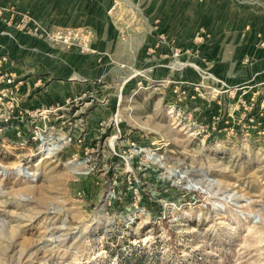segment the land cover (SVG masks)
I'll return each mask as SVG.
<instances>
[{"label":"rangeland","instance_id":"374dc122","mask_svg":"<svg viewBox=\"0 0 264 264\" xmlns=\"http://www.w3.org/2000/svg\"><path fill=\"white\" fill-rule=\"evenodd\" d=\"M132 251L264 264V0H0V264Z\"/></svg>","mask_w":264,"mask_h":264},{"label":"trees","instance_id":"16d2710c","mask_svg":"<svg viewBox=\"0 0 264 264\" xmlns=\"http://www.w3.org/2000/svg\"><path fill=\"white\" fill-rule=\"evenodd\" d=\"M150 257L138 251L122 255L119 264H160L158 261H151Z\"/></svg>","mask_w":264,"mask_h":264},{"label":"crops","instance_id":"0c3cea01","mask_svg":"<svg viewBox=\"0 0 264 264\" xmlns=\"http://www.w3.org/2000/svg\"><path fill=\"white\" fill-rule=\"evenodd\" d=\"M141 28H134V30H140ZM132 30V29H131ZM134 33V31H132ZM138 33H135L136 35H138L137 37H139L140 35L143 37V41H144V45H148L147 42H152V37L150 36V33L147 32L146 27H144V29L142 28L141 31H136ZM140 41V39H137ZM150 44V43H149ZM177 51V50H176ZM160 52V51H159ZM189 52V51H188ZM228 80V79H227ZM231 81V80H230ZM229 81V82H230ZM232 82V81H231ZM240 92V91H239Z\"/></svg>","mask_w":264,"mask_h":264},{"label":"built area","instance_id":"2783aa9c","mask_svg":"<svg viewBox=\"0 0 264 264\" xmlns=\"http://www.w3.org/2000/svg\"><path fill=\"white\" fill-rule=\"evenodd\" d=\"M67 36H69V37L74 36V32H73V31H69V32L67 33Z\"/></svg>","mask_w":264,"mask_h":264}]
</instances>
